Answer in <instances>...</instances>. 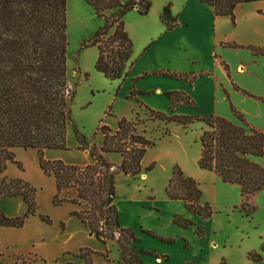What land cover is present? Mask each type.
Wrapping results in <instances>:
<instances>
[{
	"label": "trees",
	"instance_id": "trees-1",
	"mask_svg": "<svg viewBox=\"0 0 264 264\" xmlns=\"http://www.w3.org/2000/svg\"><path fill=\"white\" fill-rule=\"evenodd\" d=\"M85 1L104 19V24L87 41V44L98 47L95 69L109 80L122 81L131 64L129 60L133 46L124 28L123 15L135 6L138 13L145 14L150 0H128L125 3L120 0ZM201 1L211 6L215 15L229 16L234 23L235 7L256 0ZM108 10H112L109 15L106 14ZM161 19L167 29L175 25L169 5L163 7ZM111 26H114V30L108 33ZM66 52V0H0V173L7 161L19 166L14 160V148L34 149L42 171L47 175L52 174L54 178L53 205L64 202L77 205L80 210L73 214L104 243L113 239L116 232L127 236L126 244L138 242L139 238L131 228L119 226L114 203L115 174L120 171L131 177L138 175L146 150L154 145L153 140L136 131L133 120L121 118L114 131L100 125L98 129L103 138L98 147L89 145L82 136L78 137L81 147L89 148L93 158L91 164L67 165L61 160L43 158L46 149H66V128L71 122L70 103L74 96L67 82ZM160 73L181 76L165 71ZM134 94L131 91L129 97ZM167 96L172 105L181 99L179 92H167ZM145 111L153 120L174 122L183 127L194 121L203 122L205 128L200 134L199 167L213 171L223 182L239 185L242 196L239 209L247 216L255 210L249 199L264 185V167L249 156H264L262 131L249 126L236 110L233 111L240 125L215 115L166 114L147 107ZM106 152L120 153V165L106 161L103 157ZM151 168L152 165L146 170ZM164 191L168 198L181 200L191 214L206 219L213 213L209 204L201 203L197 182L185 176L178 165L172 168ZM17 195L25 202V212L8 217L0 210V226L21 227L25 218L35 213L34 188L25 181L4 177L0 182V198ZM39 217L49 222L47 217ZM173 222L180 227L194 224L191 219L179 214L173 216ZM142 231L157 237L149 230ZM195 232L202 236L203 226H197ZM165 241L172 242V239ZM121 249L126 264H141L139 253L124 251V245H121ZM261 249L264 251V247ZM87 251L90 250L81 249L77 257L92 264L90 259L84 257ZM140 253L157 257L154 251L140 250ZM248 258L259 261L261 255L249 252Z\"/></svg>",
	"mask_w": 264,
	"mask_h": 264
},
{
	"label": "crops",
	"instance_id": "crops-1",
	"mask_svg": "<svg viewBox=\"0 0 264 264\" xmlns=\"http://www.w3.org/2000/svg\"><path fill=\"white\" fill-rule=\"evenodd\" d=\"M162 9L159 5L154 15L136 11L129 16L138 39L126 31L133 46L120 94L134 101L138 111L147 107L166 114L215 115L240 125L233 111L236 110L249 126L264 133V0L238 4L234 23L229 16L215 15L212 7L201 0H171L170 13L176 23L170 29L161 19ZM162 71L181 76L162 75ZM131 91L135 92L133 97H129ZM167 92H179L181 99L172 105ZM175 135L180 137L176 130ZM179 140L183 157L176 164L201 187L200 201L209 204L213 213L206 219L191 214L181 200L168 198L165 191L162 197L151 194L144 201L129 198L122 207L115 205L119 226L131 228L139 238L132 247H138L141 264H169L174 260L176 264H264L261 249L264 247V185L249 199L255 210L245 215L239 209L240 186L223 182L213 171L200 168L199 151L190 150L189 139ZM249 157L264 167V156ZM258 212L262 217L256 218L259 220L253 222V228H242L240 232L244 235L231 241L232 231L239 228V224L231 221L235 213L253 219ZM175 214L191 219L194 224L178 226L173 222ZM216 221L218 224L214 226ZM199 225L203 226L202 236L195 232ZM256 227L263 231L251 236ZM25 228L26 224L0 226V264H18L22 260L25 264H89L76 254L83 248H91L85 244L73 250L62 249L52 257L46 254L43 239H28L27 247L18 248L13 235ZM250 237L251 240L244 242ZM140 250L154 251L157 257ZM211 251L218 254L215 263L211 261ZM249 252L259 253L261 259L249 260ZM90 261L105 262L97 261L94 256ZM122 263L126 264L111 259V264Z\"/></svg>",
	"mask_w": 264,
	"mask_h": 264
},
{
	"label": "rangeland",
	"instance_id": "rangeland-1",
	"mask_svg": "<svg viewBox=\"0 0 264 264\" xmlns=\"http://www.w3.org/2000/svg\"><path fill=\"white\" fill-rule=\"evenodd\" d=\"M127 1L120 0L122 3ZM170 2L171 0H150V7L145 14L149 16L156 14L159 5L162 8L169 5L170 8ZM136 11L132 8L123 15L125 31L129 30L130 37L132 35L133 39H138V34L135 33L136 30L129 16ZM111 12L112 10H108L106 14L109 15ZM103 24V17L98 16L85 0H66L67 82L74 91L70 103L71 122L66 128V149H46L43 158L61 160L67 165L91 164L93 158L89 154V148L83 149L78 137L82 136L89 145L94 144L98 147L103 138L98 129L100 125H106L114 131L121 118L133 120L136 123V131L145 138L153 140L154 145L146 150L140 162L141 169L138 175L131 177L120 171L115 174L114 203L122 207L123 202L129 198L144 201L151 194L157 197L164 196V188L171 176L172 168L183 157L179 139L182 141L185 138L189 139L190 150H198L200 153V134L205 125L203 122L194 121L186 127L185 132L180 124L151 119L142 107L141 111L135 110L137 104L119 92L121 81L109 80L95 69L98 47L87 44V41ZM113 30L114 26H111L108 33H112ZM175 130L180 137L175 135ZM13 154L19 166L7 161L5 169L0 173V182L4 177L27 182L34 188L33 200L36 205L35 213L28 215L24 220L25 230L13 235V238L18 241V248L27 247L28 239H43L46 254L52 257L62 249L73 250L78 245L85 244L91 246L87 248L90 251L84 254L86 259L94 256L97 261L102 262L104 259L109 264L113 257L120 262L123 260L121 245H124V251L138 253V247H132L133 242L125 243L126 235L116 232L114 238L106 240V243L98 239L94 233L90 235L89 228L73 214L74 211L80 210L77 205L70 202L53 205L54 178L52 174L47 175L42 171L34 149L18 147L13 149ZM103 157L115 166H119L122 159L121 154L115 152H106ZM150 165L152 168L147 171L146 168ZM141 174H145V177H141ZM199 188L202 194V189L200 186ZM0 210L8 217L19 216L25 212L26 205L19 195L4 196L0 198ZM39 215L47 217L49 222L41 220ZM261 217V212H258L253 219L241 217L235 213L231 221L239 224V228L232 231L231 235L229 234L230 240L239 239L241 235H244L240 232L242 228L246 229L249 226L253 228V222ZM217 224L218 221L214 223V226ZM262 231L263 228L256 227L252 229L250 235L255 236ZM71 232H73L72 236L67 238ZM251 239L252 237L244 239V242ZM217 257L216 251H211L210 258L213 263L217 261ZM80 259L84 260V258ZM18 264H25V261L22 260ZM169 264H176V262L174 260Z\"/></svg>",
	"mask_w": 264,
	"mask_h": 264
},
{
	"label": "built area",
	"instance_id": "built-area-1",
	"mask_svg": "<svg viewBox=\"0 0 264 264\" xmlns=\"http://www.w3.org/2000/svg\"><path fill=\"white\" fill-rule=\"evenodd\" d=\"M103 264H109L107 261H105Z\"/></svg>",
	"mask_w": 264,
	"mask_h": 264
},
{
	"label": "water",
	"instance_id": "water-1",
	"mask_svg": "<svg viewBox=\"0 0 264 264\" xmlns=\"http://www.w3.org/2000/svg\"><path fill=\"white\" fill-rule=\"evenodd\" d=\"M134 8H137V6H135ZM90 234H92V232H90Z\"/></svg>",
	"mask_w": 264,
	"mask_h": 264
}]
</instances>
